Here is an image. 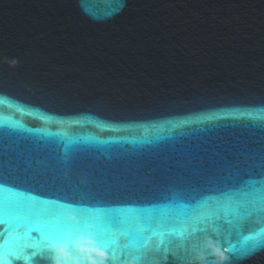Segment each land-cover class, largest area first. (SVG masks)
<instances>
[{
	"label": "water",
	"instance_id": "95a60500",
	"mask_svg": "<svg viewBox=\"0 0 264 264\" xmlns=\"http://www.w3.org/2000/svg\"><path fill=\"white\" fill-rule=\"evenodd\" d=\"M0 264H264V0H0Z\"/></svg>",
	"mask_w": 264,
	"mask_h": 264
}]
</instances>
